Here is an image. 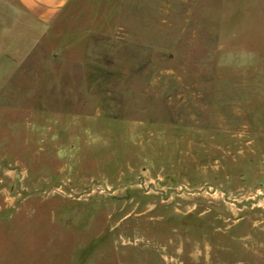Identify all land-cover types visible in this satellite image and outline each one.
Instances as JSON below:
<instances>
[{"label": "rangeland", "instance_id": "obj_1", "mask_svg": "<svg viewBox=\"0 0 264 264\" xmlns=\"http://www.w3.org/2000/svg\"><path fill=\"white\" fill-rule=\"evenodd\" d=\"M9 43L0 264H264V0H68Z\"/></svg>", "mask_w": 264, "mask_h": 264}, {"label": "crops", "instance_id": "obj_2", "mask_svg": "<svg viewBox=\"0 0 264 264\" xmlns=\"http://www.w3.org/2000/svg\"><path fill=\"white\" fill-rule=\"evenodd\" d=\"M67 1L0 0V68L5 70V64L14 61L15 55L9 42L13 41L17 47L24 43L20 59L28 57Z\"/></svg>", "mask_w": 264, "mask_h": 264}]
</instances>
